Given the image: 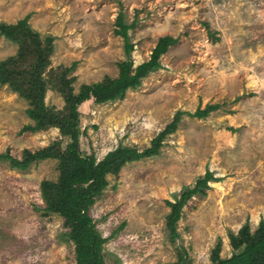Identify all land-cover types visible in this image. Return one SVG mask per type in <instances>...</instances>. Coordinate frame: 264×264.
Instances as JSON below:
<instances>
[{
    "label": "rangeland",
    "instance_id": "obj_1",
    "mask_svg": "<svg viewBox=\"0 0 264 264\" xmlns=\"http://www.w3.org/2000/svg\"><path fill=\"white\" fill-rule=\"evenodd\" d=\"M130 24L134 67L150 59L160 37L177 42L123 99L80 107L81 150L101 160L120 144L148 147L178 111L194 112L209 104L221 107L206 119L181 116L157 156L126 164L107 176L108 187L91 207L96 228L106 239L105 264H212L233 253L230 233L249 221L254 233L264 219V0H0V24H28L43 46L53 37L46 104L65 112L63 93L52 85L63 69L76 67L72 86L117 78L127 59L124 40L115 34L119 13ZM24 42V48L31 46ZM21 44L0 35V63L19 54ZM13 68L10 83L0 80V152L21 158L68 138L59 127L21 134L34 124L26 110L31 100L12 84L25 85L23 72L35 61ZM61 74V73H60ZM58 159L34 162L27 170L0 161V264H76L65 219L46 213L41 182L56 181ZM211 171L205 194L182 209L172 237L171 207L186 187ZM80 227L75 228L78 230Z\"/></svg>",
    "mask_w": 264,
    "mask_h": 264
},
{
    "label": "trees",
    "instance_id": "obj_2",
    "mask_svg": "<svg viewBox=\"0 0 264 264\" xmlns=\"http://www.w3.org/2000/svg\"><path fill=\"white\" fill-rule=\"evenodd\" d=\"M29 18L30 15L15 25L0 24V35L21 44L17 56L0 63V80L4 84L10 83L14 66L16 69L18 63L27 60L28 49L33 47L36 56L35 61L32 62V68L28 72H23L24 77H18L22 78L25 85L22 87L20 84L17 86L12 84L14 89L30 99L33 105L26 110V113L34 124L24 125L20 133H35L51 127H59L62 135L68 138V142L65 150L60 149V141L35 151L24 149L21 158L13 156L9 151L0 152V161H7L11 168L24 171L34 162L58 159L57 180H43L40 185L42 197L46 203L45 212L58 214L65 219L64 224L67 229H71L66 236L74 245L76 264H105L103 244L106 239L96 228L90 210L108 187L107 176L117 175L128 163L159 155L165 137L178 129L182 115L188 114L198 119H206L211 112L218 110L221 106L209 104L204 109L197 108L194 112L178 111L173 121L151 141L150 146L140 149L137 146L120 144L101 160H97L94 155L86 154L80 148L83 132L79 125V107L92 98L97 104L123 99L129 89L138 88L144 77L162 67L160 57L177 42V38L160 37L150 59L134 67L132 60L134 44L131 42L129 31L137 26L138 20L135 19L128 24L125 21V15L122 12L119 13L115 34L123 38L127 55V59L119 63V77L105 76L101 82L83 84L79 91L75 92L72 84L76 77L68 78L69 72L76 67V62L73 63L58 74L60 75L59 83L52 85L63 93L66 100L65 112H57L46 104L48 87L47 81H44L42 77L50 64L54 38L47 37V44L43 46L39 33L32 31L29 27ZM25 41L32 45L24 48ZM215 181L217 179L213 172L208 170L193 187H186L174 202L167 201L168 206L171 207L167 226L171 230L172 237L177 235L176 223L181 218L183 207L193 196L205 194L210 188L209 183ZM77 227L80 229L74 230ZM229 237L233 247L232 255L222 258L221 248L218 245L212 255V264H264V219L254 233L251 232L250 223L247 221L237 234L232 232Z\"/></svg>",
    "mask_w": 264,
    "mask_h": 264
},
{
    "label": "crops",
    "instance_id": "obj_3",
    "mask_svg": "<svg viewBox=\"0 0 264 264\" xmlns=\"http://www.w3.org/2000/svg\"><path fill=\"white\" fill-rule=\"evenodd\" d=\"M89 101V100H88Z\"/></svg>",
    "mask_w": 264,
    "mask_h": 264
}]
</instances>
